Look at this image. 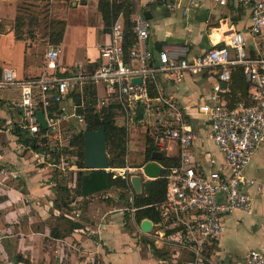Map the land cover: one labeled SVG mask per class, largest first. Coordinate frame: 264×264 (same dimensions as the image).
<instances>
[{
    "label": "built area",
    "instance_id": "1",
    "mask_svg": "<svg viewBox=\"0 0 264 264\" xmlns=\"http://www.w3.org/2000/svg\"><path fill=\"white\" fill-rule=\"evenodd\" d=\"M123 1L133 4L129 15L132 42L123 47L122 12L110 10L108 38L98 45V59L91 68L58 70L60 46L49 41L39 74L22 76L9 66L1 68L0 88L17 90L6 101L17 113L10 125L14 146L33 150L39 163L50 171L53 183L67 184L80 168L71 140L85 130L83 86L93 84L95 110L114 102L125 124L144 123L142 132L150 135L158 151L165 152L170 141L176 147L177 162L166 168L163 197L154 203L157 218H147V234L156 246L169 249L172 264H211L205 251L218 237L222 217L236 210H254L248 188L257 185L245 175V168L264 139V0H236L248 10L247 36L231 31L224 43L192 55L186 54L185 47L160 45L155 61L147 46V20L142 10L150 4L168 11L178 9L187 22L200 0H107L110 6ZM214 2L224 4L226 0ZM233 65L241 66L243 79L249 83V103L238 100L229 107L223 94ZM203 71L210 72L213 81L199 103H183L156 83L160 73L178 80L184 73ZM133 77L140 80L131 81ZM137 104L142 106L140 118L136 117ZM38 109L44 128L36 118ZM205 141L219 153V160L203 145ZM195 142L201 145L200 158L192 150ZM105 169L120 176L134 171L128 166ZM125 209L133 211L135 207ZM236 264H264V248H247Z\"/></svg>",
    "mask_w": 264,
    "mask_h": 264
},
{
    "label": "crops",
    "instance_id": "2",
    "mask_svg": "<svg viewBox=\"0 0 264 264\" xmlns=\"http://www.w3.org/2000/svg\"><path fill=\"white\" fill-rule=\"evenodd\" d=\"M11 1L0 0V35L9 34L15 47L19 48V54L14 56L11 53L1 58L0 70L9 66L18 75H37L43 70L45 47L41 51L43 43H35L36 37L31 40L14 34L1 10ZM58 2L65 3V0ZM69 6L80 9V18H67L64 10ZM145 9L150 13V18L146 19V41L153 59H156L160 45L185 47L186 54L192 55L214 44L224 43L231 31L237 30L247 36L248 10L236 0H226L224 4L200 0L190 11L187 22L178 9L168 11L157 4L147 5ZM51 11L65 18L58 43V70L67 72L91 68L98 59V45L107 41L109 29L103 30L96 0H69V3ZM86 32L92 38L93 52L89 54L84 48L79 60H75L71 55L73 49L68 47L65 53L61 44L67 39L85 36ZM156 43L159 44L157 49ZM212 81L213 76L208 71L184 73L178 80L167 73L156 76V83L163 92L187 104L201 102ZM0 89L17 94L14 88ZM10 93L0 96V264H162L150 249L152 238L139 227L140 221L148 217L136 219L134 210L126 209L125 212L121 207L107 206L104 201L98 202L93 198L83 202L79 196L69 203L68 213L54 207L56 184L49 176L50 171L39 163L33 150L14 146V128L11 130L10 125L17 113L3 102ZM203 145L220 159L209 141ZM192 150L200 158V143L195 142ZM165 155H176V147L173 145L172 152L166 150ZM128 167H133L134 173H141L139 166ZM245 175L256 181L257 186L248 188L254 210L252 213L236 210L222 217V229L210 256L211 264H236L247 248H264V139L252 154ZM80 202H83L82 208L79 207ZM115 212L117 214L113 215ZM61 213L70 215L83 225L64 231L65 226L58 217ZM52 227L62 235H50Z\"/></svg>",
    "mask_w": 264,
    "mask_h": 264
},
{
    "label": "trees",
    "instance_id": "3",
    "mask_svg": "<svg viewBox=\"0 0 264 264\" xmlns=\"http://www.w3.org/2000/svg\"><path fill=\"white\" fill-rule=\"evenodd\" d=\"M63 2H54L50 4L51 10L57 7L64 6ZM97 10L100 12L103 22V30H107L109 27L110 10L113 13L119 11L122 12L123 21V47L126 48L133 39V33L130 29L131 20L130 13L133 9V4L128 1H123L118 4L109 5L107 0H96ZM13 32L16 36H20L19 28L22 24V20L14 17ZM65 26V18L63 15H58L51 11L47 18V40L53 44H58L61 40L62 33ZM159 46L156 43L155 48ZM249 83L243 79L240 65H233L230 68L229 80L226 82V91L224 97L229 107L233 106L238 100H242L245 104L249 101L246 98L247 88ZM150 88V94H152ZM83 94L85 97L84 106L82 111L85 116V130L95 129L98 125L104 126L106 153L108 155V167H123V166H135L138 167L144 162L150 159L151 153L157 150V146L153 143L152 138L147 132H143L140 139V148L137 151L132 152V156H129L131 151L127 150L125 144V127L115 122L116 116L119 114V106L110 102L107 106L95 110L93 108L94 102V87L93 84H85L83 86ZM16 130V129H15ZM83 131H79L74 134L71 145L74 154L76 155V161L78 166L73 174L70 175L68 183L58 181L56 184L55 197L53 198V205L55 208L65 213L69 211V203L75 197H81L84 202L86 199L93 198L95 201H104L107 206L121 207L126 210V207L133 206L134 216L136 219L141 217H148L155 219L157 217V211L154 207V203L159 202L163 197L165 178L164 174L166 168L177 162V156L165 155L163 150L160 151V157L158 162L163 166L157 177L151 179V186L148 189H142L139 193H135L128 181L129 173L126 176H120L113 174L112 171L105 168H91L85 169L83 167ZM25 142L26 138L20 137ZM115 187L117 190L116 195L110 194V189ZM105 194V196H104ZM82 202V203H83ZM82 203H79V207L82 208ZM126 212V211H125ZM61 213L58 217L62 224L65 226L64 231H70L74 228L81 227L83 223L79 220H74L70 215H64ZM0 223V227H1ZM50 235L60 236L61 232L56 227H52L49 230ZM150 249L156 258L163 259L162 264H168L172 259L171 252L165 246L156 247L153 243H149ZM215 247V242L210 243L205 251L207 257L210 258L211 252ZM51 257L53 255L51 251Z\"/></svg>",
    "mask_w": 264,
    "mask_h": 264
},
{
    "label": "rangeland",
    "instance_id": "4",
    "mask_svg": "<svg viewBox=\"0 0 264 264\" xmlns=\"http://www.w3.org/2000/svg\"><path fill=\"white\" fill-rule=\"evenodd\" d=\"M58 2V0H13L6 4V8H2V17L6 18L12 27H15L14 24V17L17 16V19L22 20V24L20 28L18 29L20 32V36L24 38H30L31 40L36 37L35 43H43V45L40 46L41 51L43 50V46L45 47L47 40V18L48 14L51 11L50 4L54 2ZM69 3V0H65V4ZM2 6V5H1ZM66 11L67 18L73 19L75 16H80V9L75 8L72 6H69ZM79 12V13H77ZM65 13V12H64ZM77 13V14H76ZM76 39H67V41L63 42L61 45L65 48V53L69 47V49H73L71 55L75 58V60H79L78 58L81 57V54L83 52V49L86 48L88 53L90 54L93 52V44L91 42L92 38L90 36L89 32H86L85 36H77ZM85 38V39H84ZM85 42V45H84ZM37 45V44H36ZM37 48L38 45H37ZM13 54L16 56L19 54V48L15 47L14 41L11 39L9 34H1L0 35V60L1 58L7 57L10 54ZM90 56V55H88ZM28 58V57H27ZM155 61V57L153 59ZM0 61V65H1ZM28 64V59H27ZM9 94L10 91H3L0 89V96H5ZM15 95L14 92L10 93V95L7 96V98L13 97ZM7 99L3 100L4 103H6ZM85 102V97H84ZM115 122L117 124L123 125L125 127V144L127 150L131 151L129 153V156H132V152L137 151L140 148V139L141 135L143 134L144 129V123L134 121L131 124H125L124 119L117 115L115 118ZM260 143V142H259ZM158 149V148H157ZM173 149V143L172 141L167 143V152H172ZM134 174V171H127V174ZM141 174V173H139ZM142 175V174H141ZM143 179H146L147 177L145 175H142ZM110 194L116 195L117 190L115 187H112L110 189ZM117 212L113 213V215H116Z\"/></svg>",
    "mask_w": 264,
    "mask_h": 264
},
{
    "label": "water",
    "instance_id": "5",
    "mask_svg": "<svg viewBox=\"0 0 264 264\" xmlns=\"http://www.w3.org/2000/svg\"><path fill=\"white\" fill-rule=\"evenodd\" d=\"M142 15L145 19L150 18V13L148 10H143ZM140 77H133L131 81H139ZM224 86V83H221ZM75 103H79L80 99L78 96L74 98ZM142 106L140 104L136 105V117H141ZM36 118L41 125L45 127V122L42 117V111L40 109L35 111ZM160 151L154 150L151 153L150 159L141 165V173L147 178L142 180L141 175L138 173L130 174L128 176V181L132 190L135 193H139L141 189H148L151 186V179L157 177L160 173V163L158 159L160 157ZM108 167V155L106 153L105 144V133L104 126L102 124L98 125L95 129H86L83 131V168H106ZM150 226V221L147 218H143L140 221L139 227L142 231H147Z\"/></svg>",
    "mask_w": 264,
    "mask_h": 264
}]
</instances>
